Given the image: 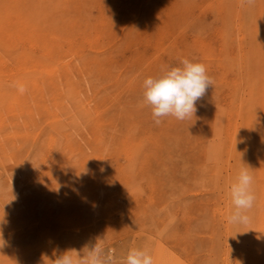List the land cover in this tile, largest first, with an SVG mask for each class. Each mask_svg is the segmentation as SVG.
<instances>
[{"label": "rangeland", "instance_id": "1", "mask_svg": "<svg viewBox=\"0 0 264 264\" xmlns=\"http://www.w3.org/2000/svg\"><path fill=\"white\" fill-rule=\"evenodd\" d=\"M184 58L212 86L156 125L143 81ZM0 234V264L99 238L118 261L264 264V0H0Z\"/></svg>", "mask_w": 264, "mask_h": 264}, {"label": "clouds", "instance_id": "2", "mask_svg": "<svg viewBox=\"0 0 264 264\" xmlns=\"http://www.w3.org/2000/svg\"><path fill=\"white\" fill-rule=\"evenodd\" d=\"M212 80L207 75L202 63L182 59L178 65L165 67L160 74L144 79V102L151 106L152 118L156 125L162 118L172 116L183 121L195 117L197 101L205 96ZM24 92L23 86L19 88ZM253 176L248 168H241L238 177L231 184L229 193L234 211L228 217L231 223L247 224V210L253 207L256 199L252 191ZM4 240L0 234V246ZM86 250V251H85ZM52 264H154L147 248H130L126 257L118 261L114 250L105 247L104 238L97 239L92 246H85L82 251L66 250L52 260Z\"/></svg>", "mask_w": 264, "mask_h": 264}, {"label": "bare ground", "instance_id": "3", "mask_svg": "<svg viewBox=\"0 0 264 264\" xmlns=\"http://www.w3.org/2000/svg\"><path fill=\"white\" fill-rule=\"evenodd\" d=\"M13 2V1H12ZM6 6V5H5ZM25 27H28V26H26L25 25ZM29 28V27H28ZM22 29V28H21ZM67 36V35H66ZM121 36V35H120ZM41 37V36H40ZM23 43V42H22ZM72 43V42H71ZM32 44V43H31ZM25 45V44H24ZM33 45V44H32ZM33 46H35V45H33ZM37 47V46H36ZM35 48V47H34ZM11 229V228H10ZM9 232V231H8ZM16 254V253H15ZM18 254V253H17ZM12 255H14V254H12ZM9 257V256H8ZM4 259V258H3Z\"/></svg>", "mask_w": 264, "mask_h": 264}]
</instances>
